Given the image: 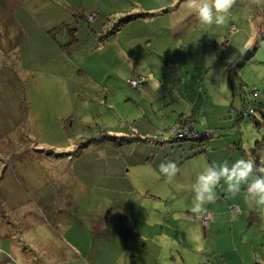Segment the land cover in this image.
Returning <instances> with one entry per match:
<instances>
[{
    "label": "rangeland",
    "instance_id": "obj_1",
    "mask_svg": "<svg viewBox=\"0 0 264 264\" xmlns=\"http://www.w3.org/2000/svg\"><path fill=\"white\" fill-rule=\"evenodd\" d=\"M182 2L0 0V159L4 163L0 169V236L4 221L11 225L14 240H21L17 251L24 254L5 255L0 245V264H127L125 255L117 257L111 252L124 245L122 228L127 226L112 219V209L94 191L83 198V184L66 177L70 169L80 175L76 164L82 158L89 159L88 176L99 174L97 166L103 164L98 161L102 156L90 153V148L83 151L84 146L107 132L131 138L133 143L138 142L133 139L137 135L148 140L159 138L165 149L178 117L195 120V125L200 117L205 122L201 115L205 101L222 103L234 98L238 102L240 89L246 93L257 89V97L264 99V4L235 0L223 25H207L183 10ZM143 10L156 14L129 21L117 32L104 35L126 13ZM233 54L236 62L228 63ZM172 64L188 67L186 78L194 72V64L208 67L197 72L206 98L200 109L196 107L199 112L195 117L187 111V106H194L195 98H183L180 87L172 84L168 70ZM140 77L146 80L137 88L128 83ZM200 102L201 98L197 104ZM241 110L242 106L238 113ZM253 125L243 115L232 129L247 142L249 158L256 149L264 160V126L257 139ZM194 128L200 134H212L204 140L216 139V132L207 130L211 128ZM5 144L12 150L3 153ZM60 145L71 146L64 150L58 148ZM139 146L153 151L146 144ZM7 162L9 166L15 162L17 177L10 179L13 171L5 175L7 192L3 193L2 175ZM197 165L189 162L177 175L197 177ZM135 170L128 174L131 181L139 177ZM128 183L116 196L122 203L133 196ZM96 191L101 196L100 189ZM110 196H105V202ZM18 203L20 210L38 209L44 220L23 226L19 207L13 209ZM259 208L261 226L252 224L242 240L241 234H235L236 241L245 246L241 254L236 248L234 255L228 251L221 264H258L256 260L264 259V206ZM102 224L116 232L104 257H98L96 243L107 239L97 233ZM198 226L197 231L203 234L200 220ZM214 239H194L183 249L184 259L162 249L156 255L143 253L137 264H207L210 258L205 252L210 253L214 244L221 245ZM212 258L219 260L218 255Z\"/></svg>",
    "mask_w": 264,
    "mask_h": 264
},
{
    "label": "crops",
    "instance_id": "obj_2",
    "mask_svg": "<svg viewBox=\"0 0 264 264\" xmlns=\"http://www.w3.org/2000/svg\"><path fill=\"white\" fill-rule=\"evenodd\" d=\"M200 65L204 64H194L192 66L194 72L189 78L185 77V74L189 71L188 67L181 66V64L178 66L173 64L168 65V70L172 74V80H174V83H171L180 87L183 98H188L190 95L195 98L194 106H187V111H190L193 117L199 112L196 110V107L200 109L201 103L206 98L203 94L204 90L199 87L198 81H200V78L197 72H202L208 67H200ZM173 67H175L174 70ZM181 71H183V74H178ZM241 93L242 91L240 90L238 102H235L234 98L231 100L227 99L222 103H214L211 100L209 102L205 101V108L201 111L205 122L198 115L200 119L197 118L198 123L195 127H208L211 129L207 130L212 132L214 130L216 132V139L212 141L185 142L187 140H171L169 138L166 141L167 145L164 149L158 140L159 138L150 137L148 140L147 137H144L139 139L140 136L137 137V135L134 136L135 140H138L137 143H133L132 141L124 142L120 141L119 138L121 137L106 132V135L114 136L115 139H102L101 136H98L96 139L94 138V142L84 146L86 148L83 151L90 148V153H97L102 156V159L98 160L103 163L101 167L97 166L99 174L88 176L87 167L90 165L89 159L82 158L76 164L79 165L80 175L73 174L72 169H70V174L67 173L66 177L69 180L73 179L72 183L80 182L83 184L84 190L81 193L83 198H86L91 191H94L103 201V204L107 208L110 207L112 209V219L127 226V228H122V231H125L124 245L118 246L115 251L111 249L113 255L114 253H116L117 257L125 255L124 262H127V264H137V259L143 253L156 255L160 250L164 249L167 254H172L173 257L175 254H179L180 258L184 259L183 249L191 246L195 242L194 239L198 240L201 237L205 239L207 236L221 241L220 246L214 244L210 247V253L204 251L211 262L208 261L207 264H221L223 257L228 254V251L234 255V248L238 250V254H241V249L245 245L236 241L235 234H241L240 240H242V237H246L247 231L252 227V224H254V227H259L262 224L260 208L255 206L250 208L246 203L247 185H242L240 193L232 196L227 193V185L221 180L214 190L216 196L215 202L205 203L203 211L197 212L194 211L196 203L194 199V185L198 176L181 178L176 175L171 182H168L159 172V165L162 162L168 161L175 162L179 169L189 162H197L198 175L207 165L218 164L224 161H227L231 165L241 158L253 159L258 166H264V160L261 159L256 149H254L251 158L248 157L245 147L246 141H244L239 132L237 133L232 129V126L239 122L238 110L242 106ZM199 98H201V102L197 104ZM262 100L264 99H261L260 102L264 105V101ZM233 119L236 120V123L232 121ZM249 120L257 130L256 138L258 139L259 130L264 126V117L259 118L257 122ZM7 127L9 128L8 124ZM161 139L165 140L164 138ZM139 143L146 144L153 151L148 152L144 150L139 146ZM202 143H205L204 149L200 148ZM255 143L258 146L259 142L255 141ZM149 144H152V146ZM7 146L5 144V147L1 149L3 153L12 150ZM60 146L58 148L68 150L71 145ZM154 148H157L158 151L154 152ZM67 160L70 168H72L71 160L69 158ZM3 165V159H0V169L3 168ZM17 169L18 167L15 166L14 162L13 166L8 165L3 170V193L7 192L4 186L5 175L13 171V176L10 179L16 178L15 170L17 171ZM133 169H136L134 173L139 175L135 181H131L132 179L130 180V177H128V174ZM96 177L98 179L93 181L92 179ZM22 179L20 176V181L18 180V182L21 183ZM126 183L132 188L133 196L128 201L122 203L116 199V196L121 192L122 188H126L124 187L127 185ZM131 183H135L137 186L134 187ZM106 186L108 187V192L107 189H104ZM96 189H100L101 196L98 195ZM108 194L111 196L105 202L104 198ZM18 204L13 209L17 211L19 207V211L23 214V226L25 223L35 224L38 221L44 220L38 209L33 211L23 207L20 210V203ZM230 205L238 206L240 210L239 213L235 214V217H229V215H232L229 210ZM202 212L210 213L213 219L212 224L207 228L202 225L204 227L202 228L205 229L203 234L197 231L199 229L198 216ZM11 228V225L3 221V236H0L3 254H17L23 257L24 254L17 251L21 240H14ZM119 229L120 225L117 227V230ZM14 231L17 232V230ZM115 232V229H106L103 224L97 229V233L100 234L99 238L103 236L107 238L105 242L100 240L101 243L99 241L96 243L98 257H104ZM229 235H231L232 240H230ZM164 245L166 247L162 248ZM202 250H205L203 244ZM86 254L87 251L83 253V255ZM32 255L36 254L32 253ZM215 255L219 256V260L212 258ZM254 258H256L255 253ZM256 262L264 264V259L256 260Z\"/></svg>",
    "mask_w": 264,
    "mask_h": 264
},
{
    "label": "clouds",
    "instance_id": "obj_3",
    "mask_svg": "<svg viewBox=\"0 0 264 264\" xmlns=\"http://www.w3.org/2000/svg\"><path fill=\"white\" fill-rule=\"evenodd\" d=\"M235 0H183L181 8L192 14L207 25H223L226 14L234 5ZM252 3L264 4V0H252ZM234 55L228 58V63H235ZM204 140V139H203ZM201 142V141H200ZM175 162H162L159 165L160 174L171 182L179 172ZM223 180L227 185V193L235 196L240 193L241 186L247 185L246 203L249 207L264 206V166H258L253 159H238L231 165L227 161L207 165L196 178L194 185V211H203L205 203H214L215 188Z\"/></svg>",
    "mask_w": 264,
    "mask_h": 264
},
{
    "label": "built area",
    "instance_id": "obj_4",
    "mask_svg": "<svg viewBox=\"0 0 264 264\" xmlns=\"http://www.w3.org/2000/svg\"><path fill=\"white\" fill-rule=\"evenodd\" d=\"M146 79L143 77H140L139 80H135V79H130L128 81V83L132 86V87H138V85L140 83H143ZM136 87V88H137ZM253 99L255 101L256 100V94H253ZM255 109H254V104L252 105H246L244 107H242L241 110V116H245L248 114H254ZM181 118V117H180ZM196 121L195 120H188L186 117L181 118L180 120H178L175 125L171 128V132H172V139H176V140H188V141H201L204 138H209L211 137L212 134H206V133H202L200 134L199 132H197V130H195L194 126H195ZM229 210L231 214H237L239 213V208L238 206L235 205H230L229 206ZM201 224L204 227H207L211 222H212V216L210 213H206L204 212L200 218H199Z\"/></svg>",
    "mask_w": 264,
    "mask_h": 264
},
{
    "label": "trees",
    "instance_id": "obj_5",
    "mask_svg": "<svg viewBox=\"0 0 264 264\" xmlns=\"http://www.w3.org/2000/svg\"><path fill=\"white\" fill-rule=\"evenodd\" d=\"M155 12H150L148 10H143V11H132L129 13H126V15H124L123 17H121L119 20H117L113 27L111 29L108 30V32L106 31V33L104 35H110L114 32H117L120 27H122L123 24L135 20V19H148L150 17H152L153 15H155ZM242 91L241 93V97H242V107L246 106V105H253L254 104V109L255 112L254 114H248L247 116L249 117V119L254 120V122H257L259 120V118L264 117V105L261 104L259 97L256 96L257 101H255L253 99L254 95H249V94H254L257 89H252L251 91H248V93H246L244 90L240 89ZM256 94V93H255ZM257 95V94H256ZM241 113H238V119H241ZM180 119V117H178V120ZM102 139H115L114 136H110V135H105ZM117 139V137H116ZM120 141H131L128 138H119ZM124 139V140H121ZM134 140L136 138H133ZM140 139V138H139ZM94 140V138H93ZM172 140H176V139H172Z\"/></svg>",
    "mask_w": 264,
    "mask_h": 264
},
{
    "label": "bare ground",
    "instance_id": "obj_6",
    "mask_svg": "<svg viewBox=\"0 0 264 264\" xmlns=\"http://www.w3.org/2000/svg\"><path fill=\"white\" fill-rule=\"evenodd\" d=\"M256 100H257V98H256ZM206 141V140H205ZM200 148L201 149H204L205 148V143H202L201 145H200Z\"/></svg>",
    "mask_w": 264,
    "mask_h": 264
},
{
    "label": "water",
    "instance_id": "obj_7",
    "mask_svg": "<svg viewBox=\"0 0 264 264\" xmlns=\"http://www.w3.org/2000/svg\"><path fill=\"white\" fill-rule=\"evenodd\" d=\"M194 141V140H193Z\"/></svg>",
    "mask_w": 264,
    "mask_h": 264
}]
</instances>
